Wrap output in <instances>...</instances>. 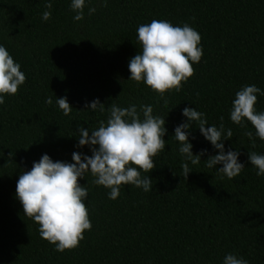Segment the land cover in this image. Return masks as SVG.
Wrapping results in <instances>:
<instances>
[{"label":"trees","instance_id":"obj_1","mask_svg":"<svg viewBox=\"0 0 264 264\" xmlns=\"http://www.w3.org/2000/svg\"><path fill=\"white\" fill-rule=\"evenodd\" d=\"M46 2L0 0V44L26 76L0 105V264H222L226 253L264 264V177L248 161V153L264 154V140L255 137L250 122L230 120L238 90L253 84L264 89V0H108L106 7L88 0L79 22L71 0H52L51 18L43 21ZM88 7H96L95 14L88 15ZM153 19L189 24L203 48L194 74L164 99L128 79L129 59L141 50L136 30ZM49 97L51 105L45 103ZM60 97L72 106L69 115L56 105ZM94 99L105 111L85 109ZM130 103L151 105L166 121L165 149L153 157L155 167L142 173L152 180V190L121 185L113 200L90 173L78 178L88 189L92 227L77 247L57 251L24 215L15 196L19 175L43 154L65 162H72L74 151L90 156L87 145L76 147L78 129L91 135L107 121L112 104ZM185 107L204 113L209 125L232 130L223 143L226 151L240 153L245 167L237 177L205 166L216 152L195 124L192 152L207 153L184 177L173 136L186 121ZM255 108L264 111V96L258 95Z\"/></svg>","mask_w":264,"mask_h":264},{"label":"clouds","instance_id":"obj_2","mask_svg":"<svg viewBox=\"0 0 264 264\" xmlns=\"http://www.w3.org/2000/svg\"><path fill=\"white\" fill-rule=\"evenodd\" d=\"M88 0H71L70 9L75 13L73 20L84 19V9ZM101 7H106L108 0H98ZM41 19L51 18L52 0H47ZM96 7H88V15H93ZM137 42L141 50L129 59L128 79L143 82L164 99L166 91H179L181 82H186L194 74L193 64L199 63L203 54L199 33L189 24L173 25L167 20L153 19L141 24L137 30ZM26 80L21 65L14 61L12 55L0 44V105L5 94L15 95ZM258 95L264 96V89L256 85H245L235 93L230 111V120L245 126L250 122L255 129V137L264 140V111L255 108ZM45 103L52 104L51 97ZM56 105L69 115L72 106L66 97L56 98ZM85 109L105 111V105L94 99L85 103ZM106 122L101 121L97 129L80 127L76 147L88 146L91 155L74 151L72 162L53 161L48 154H43L32 163L31 169L22 171L16 182L15 196L23 208L24 215L34 220L42 239L55 245L57 251L75 248L83 239V232L92 225L85 201L88 189L78 183L90 173L93 184L109 189V199L120 195L121 185H133L143 191L152 190V180L148 175L154 167L153 157L164 151L167 132L165 118L153 114L151 105L130 103L128 107L112 104L108 109ZM181 115L186 118L174 128L173 138L179 143L178 152L183 157L181 169L184 177L191 172L190 165H197L207 153L202 149L193 154L190 142V129L195 124L203 138L210 142L215 155H209L205 166L215 168L222 177L233 179L244 169L238 159L239 151L225 150L224 141L232 138V130L209 125L205 114L196 108L185 107ZM223 119V118H221ZM209 125L208 127H205ZM246 135L253 141L251 131ZM194 139V137H193ZM248 161L256 169L257 177H264V154L248 153ZM217 165L221 167L217 168ZM222 264H249L235 253H226Z\"/></svg>","mask_w":264,"mask_h":264}]
</instances>
